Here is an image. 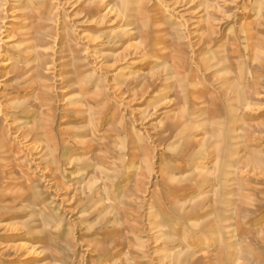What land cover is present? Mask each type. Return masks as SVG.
<instances>
[{"label":"rangeland","instance_id":"374dc122","mask_svg":"<svg viewBox=\"0 0 264 264\" xmlns=\"http://www.w3.org/2000/svg\"><path fill=\"white\" fill-rule=\"evenodd\" d=\"M0 264H264V0H0Z\"/></svg>","mask_w":264,"mask_h":264}]
</instances>
